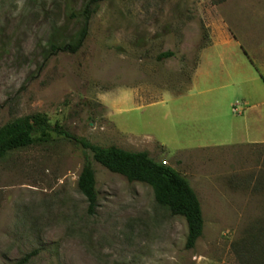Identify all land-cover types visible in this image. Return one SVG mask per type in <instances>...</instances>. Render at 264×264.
<instances>
[{"label":"rangeland","instance_id":"374dc122","mask_svg":"<svg viewBox=\"0 0 264 264\" xmlns=\"http://www.w3.org/2000/svg\"><path fill=\"white\" fill-rule=\"evenodd\" d=\"M87 1L0 0V127L38 113L91 143L147 150L189 182L203 232L186 249L184 217L158 205L149 185L49 130L0 158V264L29 253L23 264H264V146L240 141L231 112L248 89L251 102L263 99L264 66L243 57L229 85L217 59L193 73L211 27L261 55L264 0H101L82 46L50 53L76 37ZM85 154L92 215L77 189Z\"/></svg>","mask_w":264,"mask_h":264},{"label":"trees","instance_id":"16d2710c","mask_svg":"<svg viewBox=\"0 0 264 264\" xmlns=\"http://www.w3.org/2000/svg\"><path fill=\"white\" fill-rule=\"evenodd\" d=\"M101 0H88L78 15L83 18L76 37L69 42L49 45L50 53L76 52L88 35V22L91 14ZM173 52L163 51L157 55L159 60L173 56ZM55 130L67 138L79 143L89 150L91 158L113 173L122 175L129 182H142L152 189L155 202L168 209L171 215L185 219L187 234L184 247L191 249L203 232V215L198 197L189 182L173 167L155 161L147 150L133 151L115 144L97 145L82 137H76L57 124L51 125L41 114L25 115L0 127V158L6 153L29 146L42 139L46 132ZM77 189L87 202L86 212L95 213L98 207L95 171L89 156L85 154L84 162L77 177ZM30 257L26 254L15 264H23Z\"/></svg>","mask_w":264,"mask_h":264},{"label":"crops","instance_id":"0c3cea01","mask_svg":"<svg viewBox=\"0 0 264 264\" xmlns=\"http://www.w3.org/2000/svg\"><path fill=\"white\" fill-rule=\"evenodd\" d=\"M245 35L244 33L243 36ZM241 41L240 36L236 33L232 34L226 29H213L211 27L210 42L201 49L198 64L193 73L195 74L199 71L201 64H204L206 68L207 65L213 63L214 59H217V64L220 68L218 77L225 82L223 85H229L232 83L231 76L236 75L237 71H243L239 68L243 65V57L249 60L251 65H254L252 59L257 55L259 61L264 66V50H261V55L260 53L254 54L256 53L255 50L253 52L247 50L246 45ZM205 73L207 72L205 71ZM261 74L260 76L262 78ZM250 92L251 90L249 91L248 89L244 94L243 105L239 111L234 112L231 108V112L240 116L235 118L240 119V122H242L244 135L241 137L240 141L247 145L264 146V95L261 101L251 102ZM227 116H229L227 120L230 124L236 121L233 120V115L229 112ZM235 123H239V121Z\"/></svg>","mask_w":264,"mask_h":264},{"label":"built area","instance_id":"2783aa9c","mask_svg":"<svg viewBox=\"0 0 264 264\" xmlns=\"http://www.w3.org/2000/svg\"><path fill=\"white\" fill-rule=\"evenodd\" d=\"M235 106H236V105H234V107H232V110H234V111H235V108H236Z\"/></svg>","mask_w":264,"mask_h":264}]
</instances>
